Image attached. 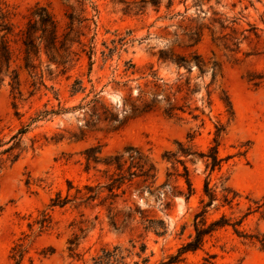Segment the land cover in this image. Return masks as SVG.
Listing matches in <instances>:
<instances>
[{
    "label": "rangeland",
    "instance_id": "1",
    "mask_svg": "<svg viewBox=\"0 0 264 264\" xmlns=\"http://www.w3.org/2000/svg\"><path fill=\"white\" fill-rule=\"evenodd\" d=\"M1 1L13 33L8 38L11 68L8 72L3 69L4 81L0 83V264H14L12 249L18 245L24 252L22 264H82L103 245L128 247L133 240L146 243L151 262L174 254L192 234L193 216L205 198L203 186L208 171L202 162L187 164L192 196L186 199L174 195L171 209L164 210L169 186L150 193L133 179L116 192L117 198L109 199L104 190L93 202L82 199L85 186L110 183V172L104 165L91 162L86 170L84 151L100 147L101 158L122 154L128 147L149 152L159 185L168 167L161 155L174 150L175 142H186L187 136L193 138L197 151L206 152L217 121L226 126L220 137L219 157L229 159L210 175L209 186L217 187L219 193L221 181H226L241 198L232 209L213 202L207 221L225 215L234 222L246 215L240 230L251 235L264 233V0H212L208 4L188 0L186 12L182 4L168 10L166 0H160L159 8L146 4L144 13L137 16L133 15V0ZM36 7L51 13L60 34L71 30L72 40L81 44L72 46L77 54L73 59L78 61L67 73L44 75L46 88L33 91L31 78L19 68V34ZM213 14H224L241 33L236 55L217 47L207 30L196 46L185 47L188 44L182 39L180 26L207 25ZM46 31L48 36L51 25ZM40 34L38 31L37 36ZM43 45L40 57L46 64ZM191 52L205 67L210 61L219 62L221 73L214 83L208 68L200 73L192 62L178 66L159 61L161 53L188 57ZM49 69L55 70L51 64ZM12 70L19 76V100L13 98L9 85ZM152 74L172 87L170 99L190 109L167 117L163 94L158 92L159 100L152 101V85L157 82ZM178 87L183 89L181 94H176ZM206 90L211 92V109L200 101ZM221 90L233 106L234 116L229 122L219 100ZM145 103L149 108L142 111ZM194 107L199 109L190 113ZM24 128L18 146L1 153L13 145L12 137ZM177 185L186 192L183 180ZM58 194L68 198L67 203L50 208ZM110 203L123 220L118 229L109 224ZM45 213H49L50 223L41 228L37 222ZM127 215H134L136 222L141 217L162 220L165 230L159 236L145 232V224L140 226ZM80 226L85 229L82 233L78 231ZM73 234L79 236L74 252L79 256L71 258L68 240ZM210 255L216 257L208 259ZM185 258L180 264H205L204 259L212 264H264V252L237 237L230 226L207 237L201 250Z\"/></svg>",
    "mask_w": 264,
    "mask_h": 264
},
{
    "label": "trees",
    "instance_id": "2",
    "mask_svg": "<svg viewBox=\"0 0 264 264\" xmlns=\"http://www.w3.org/2000/svg\"><path fill=\"white\" fill-rule=\"evenodd\" d=\"M188 0H166L167 9H171L174 5L182 4L185 7V12L187 11ZM195 3L198 1L202 4H208L212 0H192ZM160 0H133V15H142L145 11V5L150 4L154 7L159 8ZM184 12V13H185ZM177 16H183V14H176ZM214 17L210 19L207 25L193 26L186 25L181 27L182 29V39L187 42L186 48H193L196 46L201 38L203 37L204 31L210 32L212 42L218 47H221L223 51L230 54L231 56L238 53V44L240 39L238 33L233 27L234 21H228V18L224 14H213ZM174 16H171L173 18ZM231 24V25H230ZM51 25V31L47 34V27ZM40 31L41 34L37 36V32ZM71 30L64 34L59 33V28L57 22L51 15V13L43 7H36L30 12V16L26 21L25 29L19 34V41L22 46V57L21 66L19 68L23 69L29 77L31 78V87L33 91L39 90L41 87L46 88L44 75L50 77H58L59 75H64L72 68L73 63L77 62L78 59H73L77 56L73 52V44H81L79 41H73L71 38ZM13 33V27L9 21V14L3 9V3L0 0V83L4 81V76L2 71L8 72L11 68L12 63V53L9 47V36ZM246 37H244L245 39ZM42 49L46 57V64L42 62V57L40 53ZM263 53H264V41H263ZM92 54V53H91ZM89 55V59L91 58ZM159 61L166 62L171 61L178 66L193 63L200 73L210 69V81L214 83L216 78L220 76L221 65L217 61H210L207 63L208 67H205V63L202 59L191 52L188 57L174 54H164L159 55ZM44 65V71L42 70V65ZM50 64L54 66L55 70L49 69ZM10 87L13 93V98L19 100L20 96V82L19 76L15 70L11 71ZM153 78L161 81L162 84L154 82L152 88L155 90L153 94L152 101L157 98V93L160 92L163 95V100L166 102V108L163 110L164 114L169 117H175L177 114L185 113V108L190 109L189 105L179 106L175 103V98L170 99L171 86H168L162 79L158 78L155 74H152ZM80 81H76L79 84ZM183 89L181 87L177 88L176 94H181ZM188 89L185 90L183 100L187 101ZM205 97V99H204ZM200 99L202 105L211 109L212 100L211 92L206 90L205 96ZM219 100L223 107V113L227 118V121H231L234 116V110L231 100L224 90L220 91ZM149 105L144 104L143 110H148ZM199 107H194L190 110V113L197 111ZM203 113V110H200ZM197 117V115H193ZM226 126L220 121H217L214 126V133L211 145L208 147L206 152L197 151L192 143L193 138L187 136L186 142L177 141L175 142V149L165 151L161 155V161L168 165L165 170V180L162 184L157 185L158 182V171L154 161L151 158L149 152H145L139 148L128 147L124 150L122 154H116L114 156L101 158L102 150L100 147H91L84 151V156L86 160V170H89V166L92 163L102 164L106 167V172H110L108 180L109 184L104 186H85V192L81 194V198L85 201H95L100 197V195L106 190L109 193V199L119 197L116 194L117 191L121 190L122 186L126 182L130 183L136 181L142 190H148L150 193H155L159 189H165L169 186V197L165 196L164 210H170L172 206V196L182 195L186 199H189L194 193L190 179V171L187 166L188 163L194 164L197 161L202 162L205 171H208V178L204 181L203 195L206 198H202L200 201L199 210H197L193 216L192 223V234L189 236L188 240L182 243L176 250L174 254L167 255L159 262H151L152 253L147 254V246L143 241H129V246L124 247L122 245H103L100 247L87 261H83L82 264H180L184 263L186 258L185 255L189 253H195L202 249L207 237H211L219 229L230 226L237 237L247 241L249 243L255 244L259 247L261 251L264 252V233H256L254 235L248 234L243 230H240L242 222L246 215L241 219L231 222L230 219L222 215L219 219L208 222L207 221V211L208 208L213 204V202H220L221 206H227L232 209L233 205L239 204V199L241 198L239 193L233 190L226 181H221L219 193L216 192L217 187H210V175L215 170H220L222 163L229 159V157L221 158L219 157V145L220 137L225 132ZM26 132V128L20 130L16 136L12 137L13 145L4 149L1 153H7L12 151L18 146L20 142V136ZM183 180L186 192L178 189V181ZM124 190L121 191L123 195ZM108 198H105V200ZM68 201V198L63 199L59 194L53 200H51L50 208L63 207ZM104 201V200H103ZM101 206V204H100ZM108 207V220L111 227L118 229V226L123 222L119 218L120 212L115 211L113 203H110ZM138 212V209L133 211L134 214ZM134 223L142 226L145 232H152L156 236L162 235L165 230V223L162 220L145 219L141 217L139 222H136V218L126 216ZM49 213L42 215V220L37 223L41 228L47 227L46 224L50 223ZM82 226L79 227V233L84 232ZM79 236L73 234V237L68 240V251L71 253V258L79 255L75 254V250L78 247ZM12 259L15 261L14 264H22L23 251L21 250V245L15 246L13 249ZM216 255H210L208 259L215 258ZM205 264H212L209 260L204 259Z\"/></svg>",
    "mask_w": 264,
    "mask_h": 264
}]
</instances>
